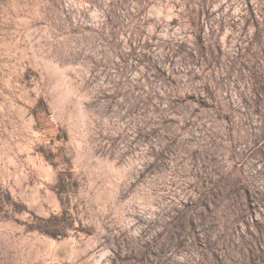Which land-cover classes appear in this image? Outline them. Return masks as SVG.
<instances>
[{
  "label": "rangeland",
  "instance_id": "obj_1",
  "mask_svg": "<svg viewBox=\"0 0 264 264\" xmlns=\"http://www.w3.org/2000/svg\"><path fill=\"white\" fill-rule=\"evenodd\" d=\"M141 261L264 264V0H0V264Z\"/></svg>",
  "mask_w": 264,
  "mask_h": 264
},
{
  "label": "trees",
  "instance_id": "obj_2",
  "mask_svg": "<svg viewBox=\"0 0 264 264\" xmlns=\"http://www.w3.org/2000/svg\"><path fill=\"white\" fill-rule=\"evenodd\" d=\"M202 181H203V179H202ZM205 182L203 181V184H204ZM205 193L203 194L204 195V197H202V200L204 199V201H205V207H206V209L208 210V211H210V203L213 201V200H215V198H216V192H215V189L214 188H209V187H205ZM195 223L196 224H193V227L195 226V227H198V226H200V227H203V228H206V226L208 227V215L207 214H205V213H201V216L199 217V219H197V220H195ZM206 231V230H205ZM142 262V261H141ZM139 264H145V263H139ZM149 264H153V263H149Z\"/></svg>",
  "mask_w": 264,
  "mask_h": 264
}]
</instances>
